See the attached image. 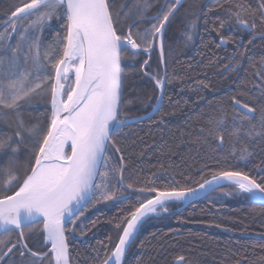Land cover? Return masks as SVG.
<instances>
[{"label": "snow or ice", "instance_id": "snow-or-ice-1", "mask_svg": "<svg viewBox=\"0 0 264 264\" xmlns=\"http://www.w3.org/2000/svg\"><path fill=\"white\" fill-rule=\"evenodd\" d=\"M181 7L183 0H21L8 5L0 25V125L14 124V128L11 133L0 131V264H70L69 237L77 226L80 235L85 234L87 225L78 222L88 208L129 199L126 193L133 185L124 183L127 148L118 137L131 138L133 126L144 120L164 123L165 85L171 83L166 65L162 75H152L145 71L150 60L144 59L137 69V58L150 56L158 46L164 63L165 28ZM234 7L228 20L213 21V30L220 32L234 19L235 27L250 31L248 44L230 57L224 70L238 72L247 59L251 78L240 80L227 104L208 102L209 111L201 113L192 143L206 145L210 153L228 144L229 154H238L241 160L259 155L260 163L254 167L264 170V58L255 62L248 55L252 40H264V0H256L255 8L243 3ZM212 11L209 8L203 15ZM242 11L253 18L242 19ZM54 22L60 31L49 43L45 32ZM141 24L149 26L141 30ZM195 27L193 21L191 28ZM186 38L190 41L191 34ZM220 43H226L223 36ZM134 71L148 76L158 94L146 100L127 94ZM196 87L209 85L199 81ZM44 95L50 96V114L31 123L21 109ZM167 100L172 102L171 97ZM137 105L142 115L135 114ZM9 114L14 119H8ZM206 169L210 179L203 175ZM199 173L203 182H196L195 188L176 182L178 186L163 190L135 189L146 198L117 220L118 242L102 257L96 252L95 264H125V254L146 221L168 213L171 202L206 189H219L218 196L247 194L264 211V176L242 169H214L207 163L200 165ZM37 224L44 243L36 238L30 247L25 227L31 232ZM174 264L192 262L180 255ZM232 264H264V256L247 260L241 254Z\"/></svg>", "mask_w": 264, "mask_h": 264}, {"label": "trees", "instance_id": "trees-1", "mask_svg": "<svg viewBox=\"0 0 264 264\" xmlns=\"http://www.w3.org/2000/svg\"><path fill=\"white\" fill-rule=\"evenodd\" d=\"M20 2L21 0H0V25L5 20L8 5ZM238 3L256 7V0H184L183 7L167 24L163 63L171 79V83L165 85L163 112L167 116L163 124H152L144 120L134 125L135 133L127 140L118 137L127 148L124 183L132 184L133 189L126 193L129 195L127 200L101 202L88 208L78 222V225H87L83 229L85 234L81 236L82 229L77 226L69 237L70 264H95L96 252L102 257L104 251H110L114 247L120 235L115 228L117 220L127 215L139 200L146 198L134 192L135 189L159 186L163 190L165 187L178 186L176 182H179V186L195 187L196 182H203L199 168L205 163L214 169H242L257 177L264 176V170L254 167L260 163L259 155L241 160L238 154H229L228 144H225L223 150L217 148L215 153H210L206 145L192 143L198 134L195 129L200 127L198 121L201 113L209 111L208 102L222 100L227 104L230 96L238 91L237 84L240 80L251 78L252 68L247 59L242 61L238 72L224 70L230 57L237 51L244 50L243 46L251 38L250 31L235 27L234 19L231 26L220 32L213 30V21L217 17L228 20V11H234V6ZM217 4H223L224 7L217 8ZM209 8L213 11L205 17L203 12ZM241 18L251 20L253 17L249 12L242 11ZM193 21L196 22L194 29L191 28ZM147 26L149 25L141 24L140 28L142 30ZM57 31H60L59 23L54 22L52 28L45 32L46 42L51 43ZM188 34L192 36L190 41L186 38ZM221 36L226 43H220ZM248 48V55L253 61L259 62L264 58V40L257 37ZM144 59L150 60L145 71L152 75L157 72L162 75L158 48L150 56L142 54L138 57L137 69ZM245 69L248 70L247 73ZM199 81H204L209 87L197 88L196 83ZM127 83L126 93L130 96L139 95L141 100H146L157 94L154 82L139 71H134ZM168 97H171V103L168 102ZM49 101L50 96L44 95L36 97L31 104L23 105L21 111L24 118L31 123L43 121L45 114H50L51 111ZM135 114H143L139 105ZM8 119H14V114H9ZM153 119L157 117L154 116ZM13 128L14 124L13 127L0 125V131L8 133ZM212 148H216V145L213 144ZM203 175L210 178L207 169ZM186 177L191 179H185ZM218 193L219 189L210 191L182 208L179 202H171L168 213L153 215L152 219L142 225L135 243L127 250L125 264H153L158 261L174 264L175 257L180 255L185 256L192 264H232V260L241 254L247 260H257L264 256V224L248 218L252 213H259L264 217V211L247 194L218 196ZM209 198L212 199V204L209 203ZM40 228L41 225L37 224L30 232L25 227L30 247L36 238L43 245ZM153 233L155 236L151 235ZM200 240L205 241L201 247L197 245ZM141 241L144 242L143 247L140 246ZM102 245H107V248Z\"/></svg>", "mask_w": 264, "mask_h": 264}, {"label": "rangeland", "instance_id": "rangeland-1", "mask_svg": "<svg viewBox=\"0 0 264 264\" xmlns=\"http://www.w3.org/2000/svg\"><path fill=\"white\" fill-rule=\"evenodd\" d=\"M73 79H74V77H73ZM157 94H158V91H157ZM248 218L250 220H252V221H256V222H260V223H263L264 224V217H262L259 213H252ZM197 242H198L197 245L199 247H201V246L204 245V242L205 241L200 240V241H197ZM186 244H190V242L189 243L186 242ZM147 264H149V263H147ZM153 264H163V263H161L160 261H158L157 263L153 262Z\"/></svg>", "mask_w": 264, "mask_h": 264}, {"label": "water", "instance_id": "water-1", "mask_svg": "<svg viewBox=\"0 0 264 264\" xmlns=\"http://www.w3.org/2000/svg\"><path fill=\"white\" fill-rule=\"evenodd\" d=\"M184 1V0H183ZM162 66H163V71H164V64H162ZM151 111V109L149 110V112ZM210 179V178H209ZM226 185V184H225ZM196 187V186H195ZM195 187H193V188H195ZM211 190H205V191H202V192H200L197 196H195V197H193V196H189L186 200H183V201H175V202H181L182 204H181V206H180V208H182V207H184V206H186L187 204H189V203H191V202H193V201H195L196 199H198V198H200L201 196H203V195H205V194H207L208 192H210ZM118 242V241H117ZM48 247H50V245L48 246ZM126 255V254H125ZM125 259V258H124Z\"/></svg>", "mask_w": 264, "mask_h": 264}, {"label": "flooded vegetation", "instance_id": "flooded-vegetation-1", "mask_svg": "<svg viewBox=\"0 0 264 264\" xmlns=\"http://www.w3.org/2000/svg\"><path fill=\"white\" fill-rule=\"evenodd\" d=\"M158 50H159V47L157 46Z\"/></svg>", "mask_w": 264, "mask_h": 264}]
</instances>
